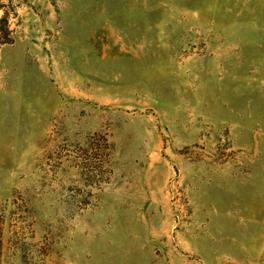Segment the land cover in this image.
Here are the masks:
<instances>
[{
	"label": "rangeland",
	"instance_id": "obj_1",
	"mask_svg": "<svg viewBox=\"0 0 264 264\" xmlns=\"http://www.w3.org/2000/svg\"><path fill=\"white\" fill-rule=\"evenodd\" d=\"M0 264H264V0H0Z\"/></svg>",
	"mask_w": 264,
	"mask_h": 264
}]
</instances>
